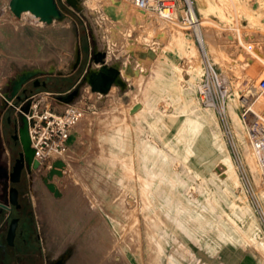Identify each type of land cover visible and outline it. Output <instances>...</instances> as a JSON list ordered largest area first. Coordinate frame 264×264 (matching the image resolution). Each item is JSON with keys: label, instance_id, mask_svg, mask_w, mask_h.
I'll return each mask as SVG.
<instances>
[{"label": "rangeland", "instance_id": "1", "mask_svg": "<svg viewBox=\"0 0 264 264\" xmlns=\"http://www.w3.org/2000/svg\"><path fill=\"white\" fill-rule=\"evenodd\" d=\"M111 1L56 0L62 18L47 24L15 16L10 0H0V167L8 170L10 153L22 149L12 112L2 116L13 81L34 73L58 93L77 82L71 92L89 108L68 167L50 180L60 195L49 190L47 171H26L33 221L27 208L21 227L30 255L0 264H67L93 236L100 264H264V178L248 134L264 109V0H190L202 26L142 13L115 37L104 13ZM85 34L93 48L89 66L79 67ZM95 52L119 71L104 95L86 82L101 67ZM9 187L0 179V200ZM93 224L98 231L82 228Z\"/></svg>", "mask_w": 264, "mask_h": 264}, {"label": "built area", "instance_id": "2", "mask_svg": "<svg viewBox=\"0 0 264 264\" xmlns=\"http://www.w3.org/2000/svg\"><path fill=\"white\" fill-rule=\"evenodd\" d=\"M116 1L121 3L123 0H112L109 6L118 7L120 4L115 5L114 2ZM126 1L130 2L136 9L144 11L161 21L180 20L185 25L195 24L198 26L200 24L195 15L193 2H190V0ZM250 49L251 46L248 45V50ZM208 87L209 80L203 81L201 85L202 92L207 94ZM258 88L264 94V77L260 79ZM71 91L72 89L58 93L40 90L28 93L20 101L16 98L9 100L7 95H10L11 92H7L2 96L4 103L2 116L11 111V117L16 128L22 126L23 116L29 122L31 146L35 151L34 159L38 160L39 167L35 169L32 164L27 166L28 176L42 171H47L48 174L58 160L64 162L62 169L56 168L60 169L62 174L68 167L71 159L73 134L79 124L86 118L89 109L83 104L82 100H76L77 97L71 102H66L59 98ZM27 105H29V111L26 113L23 109ZM249 133L252 148L264 173V109L255 116V120L250 125Z\"/></svg>", "mask_w": 264, "mask_h": 264}, {"label": "water", "instance_id": "3", "mask_svg": "<svg viewBox=\"0 0 264 264\" xmlns=\"http://www.w3.org/2000/svg\"><path fill=\"white\" fill-rule=\"evenodd\" d=\"M72 5L78 7V0H67ZM115 5H119L120 2H114ZM9 6L11 11L15 16L21 17L23 12L30 11L36 17H39L40 20L44 23L51 24L54 20L62 18V12L58 7L56 0H10ZM109 8H116L115 6H108ZM110 17L114 20L116 19V15L113 13H109ZM94 61L96 64L100 63L101 67L99 71H95L91 69L90 72L86 76V82L90 85L91 90L93 92H98L100 94H107L111 90L113 84L116 81V78L119 74L118 69L111 68L105 63V54L102 52L94 53ZM34 73H26L21 76L19 79L12 82V90L11 94L7 95L9 100L16 98L17 100H21L22 96L20 93L24 90V86L30 79H32ZM40 80L37 78L35 80V86L40 85ZM44 85L46 83L44 82ZM77 96V91L69 92L66 95H62L59 98L66 102H71ZM4 109V107H2ZM24 112L29 111V105L24 107ZM8 120H11V117H8ZM14 140H18L21 144L22 151L18 154V158L15 161L12 171L8 175V179L11 184H16L20 181L22 172L24 168L30 166L31 164L36 169L39 167L38 160L34 159L35 151L31 146V137L29 132V122L28 119L23 116L22 117V126L15 128V133L13 136ZM64 167V162L58 160L54 163V168L48 173L47 177L44 178L49 190L53 192L56 196L60 195V190L56 186L54 182H50L54 175L61 176L62 169ZM60 168V169H56ZM10 203L14 206L20 207L19 205V190L16 186H12L10 188ZM5 209H10L9 206L1 205ZM18 226V219H13L9 232H8V241L9 246H12L14 243V238L16 235V230Z\"/></svg>", "mask_w": 264, "mask_h": 264}, {"label": "flooded vegetation", "instance_id": "4", "mask_svg": "<svg viewBox=\"0 0 264 264\" xmlns=\"http://www.w3.org/2000/svg\"><path fill=\"white\" fill-rule=\"evenodd\" d=\"M49 77H52V76H49ZM35 80L36 79L33 78V79H30L28 81V84L32 85V88L30 90L31 92L37 87L46 86L47 82H48L47 80H43V79H41V77H39V80L41 83L39 86H35ZM44 82L46 83V85H44ZM14 127H15V123H14ZM14 133H15V131H14ZM14 141L17 144H20L18 140H14ZM21 151H22V149H21ZM17 158H18V154H16L15 157L12 156V158L10 160V166L11 167L8 168V170L6 167H0V179L1 180H3V179L8 180V175L12 171L13 166H14ZM24 169H26L25 170V177L27 179V176H26V171L28 172L27 165ZM22 176H23V172H22ZM22 176H21V179L18 183H20L22 181ZM29 182H31V181L29 180ZM18 183H16V184L10 183L8 198H6L4 200H2V199L0 200V216L4 215V219L0 223V258L3 260V262H5L7 260H10V261L11 260H18L20 258V256H18L20 254H18V253H21L22 255H24L26 257L27 256L29 257V255H30L28 253V251H26V250H28L29 246H28V239L25 236V234H26L25 228L21 227V221L23 219V217L21 216V213L27 209V204L24 201V199L26 198V195L29 197H31V195L29 192L22 194L20 188L18 187ZM12 186H16L19 190V198H18L19 205H20L19 208L10 203L9 195H10V188ZM3 190H6V189H3ZM5 192L3 191L2 194H4ZM26 199L31 204L32 210H33V203L31 201V199H29V198H26ZM1 205L9 206L10 209H5ZM16 218L18 219V226H17V230H16V235L14 238L13 245L9 246L8 232H9V228H10V224H11L12 220L16 219ZM58 260H62V259L58 258L55 261V264L58 262Z\"/></svg>", "mask_w": 264, "mask_h": 264}, {"label": "bare ground", "instance_id": "5", "mask_svg": "<svg viewBox=\"0 0 264 264\" xmlns=\"http://www.w3.org/2000/svg\"><path fill=\"white\" fill-rule=\"evenodd\" d=\"M111 3H112V1H111ZM125 4H127V5H129L130 7H132L133 9H135L137 12H139L138 14H140L139 15V17L138 16H136V15H134L133 13H132V11L129 9V8H127V6L125 5ZM109 6V5H108ZM105 7L104 8V13H105V15H106V17H109L110 18V22L112 23V24H114L115 26H116V28L115 29H113V32H112V35L115 37V34L117 33H121L122 32V34H124L125 33V30L127 29V27L129 26L125 21L128 19V20H131L132 22H131V25H135L136 23H141L140 21H142L143 19H142V13L143 14H145L146 16H148L149 14H147V13H145L144 11H141V10H138V9H136L133 5H131V3H129L128 1H126V0H123V1H121V3H120V5L118 6V7H116V8H109V7ZM109 13H113V14H115L116 15V19L114 20L112 17H110V15H109ZM24 15H31V17H33V18H35L34 20L35 21H38V22H40V23H44V22H42L41 20H40V18L39 17H36L34 14H32L30 11H26V12H23L22 13V15L21 16H24ZM32 18V19H33ZM108 18V19H109ZM177 21V20H176ZM170 22H175V20H173V21H170ZM206 23H208L207 21L205 22V24ZM177 24V23H176ZM200 26H202V24L200 23L199 24ZM198 25V26H199ZM204 25V24H203ZM197 29V28H196ZM173 34H174V32H173ZM199 35H200V33H199ZM171 36V35H170ZM173 37V36H172ZM116 39V38H115ZM122 39H123V37H122ZM117 40V39H116ZM119 41V40H118ZM122 41V40H121ZM208 48V47H207ZM205 49V48H204ZM196 53V52H195ZM206 54H208V52L206 51ZM131 68H136L135 67V65H130V68H128V73H131ZM99 71V70H98ZM118 76H119V74H118ZM118 76H117V78H118ZM117 78H116V80H117ZM114 85V84H113ZM262 99V98H261ZM231 103V102H230ZM229 103V109L232 111L233 109V107H232V103L230 104ZM231 114V113H230ZM210 115V114H209ZM232 117H233V122H234V125H235V128H236V132H237V134L241 137V140H244L245 138H244V136H243V133H244V131H242V123H240L239 121H238V117L235 115V113H234V111H232ZM208 134H210V133H208ZM248 134H249V137L251 138V136H250V133H249V131H248ZM253 150V152L255 153V151H254V149L252 148V145H251V151ZM256 154V153H255ZM224 162L226 163H229V160H228V157L224 160ZM223 166V170L222 171H225V173L224 174H226V175H228L229 174V172H230V169H231V165L229 164V165H225V164H223L222 165ZM260 168H261V166H260ZM261 170H262V168H261ZM262 173H263V171H262ZM223 176V175H222ZM263 178H264V173H263Z\"/></svg>", "mask_w": 264, "mask_h": 264}, {"label": "crops", "instance_id": "6", "mask_svg": "<svg viewBox=\"0 0 264 264\" xmlns=\"http://www.w3.org/2000/svg\"><path fill=\"white\" fill-rule=\"evenodd\" d=\"M92 48H93V46H92V43L90 42V37L88 34H85L84 35V48H83L84 52L82 53V56H83L82 59L83 60H82L79 67H88L89 66ZM76 83L73 84L70 89H72L74 87V85H76ZM2 136H3V134H2ZM72 139H73V137H72ZM3 140L6 143L4 136H3ZM71 147H72V145H71ZM6 148L8 149V152H10L8 146ZM10 157H12L11 153H10ZM9 165H10V161H9ZM82 228L85 230H87L89 228L90 231H98L99 225L98 224L97 225L96 224L83 225ZM95 238H96V236L92 237V239L90 240V243L92 242L91 244H93V245H91V244L86 245L85 250H84V245L78 246L79 249L77 250L76 254L68 262L66 261L67 264H100L101 262H100L99 251H98V249H95V248H98L99 243H98V241H96ZM90 247L91 248L94 247V249H89ZM103 264H105V263H103ZM109 264H112V263H109Z\"/></svg>", "mask_w": 264, "mask_h": 264}, {"label": "trees", "instance_id": "7", "mask_svg": "<svg viewBox=\"0 0 264 264\" xmlns=\"http://www.w3.org/2000/svg\"><path fill=\"white\" fill-rule=\"evenodd\" d=\"M54 87H55L54 84L51 83V82H47V85L46 86H42V88H44L45 90H48V91H54V92L59 91L58 89H54ZM37 88H39V87H37ZM37 88H35L32 92H34L35 90H37ZM61 88H63V87H61ZM61 88H59V89H61ZM67 90H70V88H68ZM27 183H28V181L26 179L25 191L23 193H26L27 192L26 191L27 190ZM24 201L27 204V208H30L31 209V219L33 221L32 206H31V204L28 202V200L26 198L24 199Z\"/></svg>", "mask_w": 264, "mask_h": 264}]
</instances>
